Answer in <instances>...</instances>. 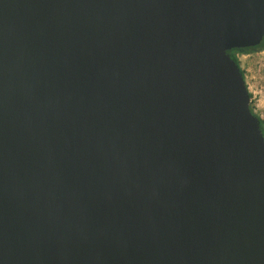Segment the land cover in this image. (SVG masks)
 I'll list each match as a JSON object with an SVG mask.
<instances>
[{"label":"water","instance_id":"95a60500","mask_svg":"<svg viewBox=\"0 0 264 264\" xmlns=\"http://www.w3.org/2000/svg\"><path fill=\"white\" fill-rule=\"evenodd\" d=\"M263 38L264 0H0V264H264Z\"/></svg>","mask_w":264,"mask_h":264},{"label":"rangeland","instance_id":"374dc122","mask_svg":"<svg viewBox=\"0 0 264 264\" xmlns=\"http://www.w3.org/2000/svg\"><path fill=\"white\" fill-rule=\"evenodd\" d=\"M250 94V109L262 121L264 128V49L236 53Z\"/></svg>","mask_w":264,"mask_h":264},{"label":"trees","instance_id":"16d2710c","mask_svg":"<svg viewBox=\"0 0 264 264\" xmlns=\"http://www.w3.org/2000/svg\"><path fill=\"white\" fill-rule=\"evenodd\" d=\"M264 49V38H263V41H262V44L257 47L256 50H252V51H259V50H263ZM247 51L243 50V49H234V50H231V51H228V54L230 55V57L234 60V62H236V64H238L239 66V62H238V59L236 58L235 56V53H245ZM240 67V66H239ZM241 69V68H240ZM242 74H243V71L241 70ZM244 76V74H243ZM251 97V96H250ZM252 112V110H251ZM253 113V112H252ZM254 114V113H253ZM255 115V114H254ZM256 116V115H255ZM257 117V116H256ZM258 118V117H257ZM259 119V118H258ZM260 120V119H259ZM260 128H261V131L264 135V128H263V124H262V121L260 120Z\"/></svg>","mask_w":264,"mask_h":264},{"label":"flooded vegetation","instance_id":"af4514ba","mask_svg":"<svg viewBox=\"0 0 264 264\" xmlns=\"http://www.w3.org/2000/svg\"><path fill=\"white\" fill-rule=\"evenodd\" d=\"M261 44H262V43H261ZM261 44H260V45H261ZM260 45H259V46H260ZM259 46H257V47H259ZM257 47H254V48H247V49H243V50H245V51L248 52V51L256 50ZM235 54H236V53H235Z\"/></svg>","mask_w":264,"mask_h":264}]
</instances>
